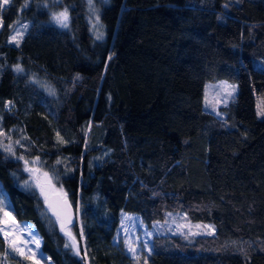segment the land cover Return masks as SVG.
Masks as SVG:
<instances>
[{"label":"trees","instance_id":"16d2710c","mask_svg":"<svg viewBox=\"0 0 264 264\" xmlns=\"http://www.w3.org/2000/svg\"><path fill=\"white\" fill-rule=\"evenodd\" d=\"M27 3L0 14V117L23 136L14 156L0 151V189L52 264H264V118L240 120L236 99L222 116L204 108L208 83L238 84L242 61L264 73V0L99 1L95 28L88 0ZM64 9L68 28L52 19ZM37 157L75 209L79 256L21 187ZM123 212L153 231L151 255H128ZM169 214L216 234L155 232Z\"/></svg>","mask_w":264,"mask_h":264},{"label":"rangeland","instance_id":"374dc122","mask_svg":"<svg viewBox=\"0 0 264 264\" xmlns=\"http://www.w3.org/2000/svg\"><path fill=\"white\" fill-rule=\"evenodd\" d=\"M12 1L13 0H11V2L8 5H4L2 8H0V14L4 11L5 8H7L12 3ZM99 1L106 2L107 0H92L91 6L89 5V0H88V9L92 12L93 28H95V24L97 22V17H98L96 11L94 10L96 9V4ZM0 21H2L1 17H0ZM2 28H3V21L0 30ZM24 30L26 31L24 32ZM17 31H19L22 36V37L20 36L21 38L18 37V39L20 38L19 40V44H20L27 32V27L25 28V25L23 23L18 22L14 26L13 35H15ZM13 45L15 46L16 44ZM241 67H242V74L239 83L234 84L227 81L228 84L234 85L236 90L233 93V96L228 99L226 106H229L230 103L234 101V99H236L239 103L238 116L240 120L244 122H248L256 119H263L264 116H261L258 113L261 110H264V73L258 72L256 70L255 65L249 61H245V60L242 61ZM1 71H2V64L0 62V76H1ZM34 81L40 84L38 80L34 79ZM221 82L224 81L208 83V85L206 86L205 99H204V108L207 111L214 113L215 115H218L217 113H219L218 116L223 115L222 108L226 107L224 103V96L226 95V90L223 87H220ZM0 131L4 132L3 121L1 117H0ZM4 133L5 136H0V151L10 156H14L5 150L6 146L11 145L12 149L16 153L18 147H21L23 144V136H21V134L19 136H15L13 131L9 133L6 132ZM16 141H19V143L17 144ZM31 161H33V159H30L29 164L27 166L25 165L24 167V173L26 174V178L21 184V187L27 190L36 189L37 192H39L42 199L44 200V204H45V197L41 195L40 189L36 187L37 183L44 182L45 179L43 176L44 171L40 167L41 166L40 161H38L35 165H33ZM26 167L38 169V171L29 172L26 170ZM49 176L52 179H51V187L45 185V190L47 194L55 193V192L61 193L60 189L54 184L53 177L51 175ZM26 182L29 185L28 187L25 186ZM0 188H1V184H0ZM0 197H3L1 189H0ZM4 203L6 206L5 199H4ZM5 210L9 211L11 215L15 218L16 225L0 224V228H5V227L8 229L15 228L16 231L14 235L18 236L19 240L22 241L31 240V235L29 233L37 235L40 239L39 247L37 248V246L34 243H28L27 245L24 246L25 256H29V257L32 256V253L27 251L28 248H31L35 253V260L38 261L39 264H52L51 260H49V258H47L41 250L42 239L35 230V228L31 224L18 221L15 215L6 207ZM46 210L51 215L49 210L48 209ZM2 217H3V213L0 212V218ZM125 217H130V219H125ZM197 225H199L200 227H197ZM153 228L155 232L161 234L183 233L184 235H190L196 237L199 236L210 237L216 234L215 225L207 224V223H195L189 219L188 215L185 214H169L166 221L156 223ZM21 229H27L28 231L21 232ZM149 233H151V236H149ZM194 233H200V234H194ZM153 234H154L153 231L144 224L140 216L136 214H130L124 212L121 214V223L118 230V238L124 242L128 255L130 257L138 258L140 254H144L146 257V255L149 254V250L152 251ZM0 236L3 238L6 244L7 255L8 256L11 255L9 259L6 258L4 264H33V259L31 258L25 259V256H21L19 253L13 250V246L10 243V240L12 239L11 236L8 239H5L2 232H0ZM125 240H127L128 243H130L132 247L136 249L135 254L128 251V244L125 243ZM145 242H147L148 244L147 248L144 247Z\"/></svg>","mask_w":264,"mask_h":264},{"label":"snow or ice","instance_id":"6c2138e0","mask_svg":"<svg viewBox=\"0 0 264 264\" xmlns=\"http://www.w3.org/2000/svg\"><path fill=\"white\" fill-rule=\"evenodd\" d=\"M11 2V0H2V3H0V8H2L4 5H8L9 3ZM89 5L91 6L92 5V0H89ZM28 6V3H27V0H25V4H24V7L26 8ZM227 7V6H226ZM52 19L62 28H68L69 27V16H68V9H64L63 11L59 12V13H54L53 16H52ZM97 20H98V17H97ZM0 27H2V21H0ZM10 27H12L10 25ZM25 27H27L25 25ZM21 36V33L19 31L16 32L15 35L11 36L10 37V42H13V43H16L17 46H19V39L18 37ZM111 57H109L110 59ZM15 70L17 72H22L23 69L19 66V65H16L15 67ZM77 79H79V77H77ZM220 87H223L225 90H226V95L224 96V103H225V106L227 105V101L229 98H231L233 96V93L235 92L236 88L234 85H230L228 84L227 81H224V82H221V86ZM11 104V102H9V105ZM219 115V113H217ZM259 115L261 116H264V110H261L259 113ZM0 136H5V133L0 131ZM16 143L18 144L19 141H16ZM6 151H8L9 153H11L12 155H15V152L14 150L12 149L11 145H8L6 146ZM17 159L19 160H23L24 157L23 156H17L16 157ZM39 161V157H37L35 160L31 161V163L33 165H35L37 162ZM57 163H60V161H57ZM29 164V161L25 160V165L27 166ZM26 170L29 171V172H33V171H38V169H33V168H29V167H26ZM43 176H44V182L43 183H37L36 184V187H38L40 189V192H41V195H43L45 197V202L47 203L48 202V195H47V192L45 190V185H47L48 187H51V177L49 176V174L47 172H44L43 173ZM26 187H28L29 185L25 184ZM61 193H62V198H63V207H70V205L68 204L67 202V199H66V196L67 194L66 193H63V189L61 188L60 189ZM51 207V205H49ZM5 203H4V199L3 197H0V212L3 213V217L0 218V224H3V225H8V224H11V225H16V220L15 218L11 215V213L9 211H6L5 210ZM54 215H57V219L59 220V214L54 212ZM125 219H130V217H125ZM68 223H71V221L69 220ZM122 227H123V224H122ZM197 227H200L199 225H197ZM205 227H208V226H205ZM16 229L15 228H12V229H8V228H0V232L3 233L5 239H8L10 236L12 237V239L10 240V243L11 245L13 246V250L16 251L17 253H19L21 256H25V245H27L28 243H34L37 248L39 247V244H40V239L37 235H34V234H31V240L30 241H22V240H19V237L18 236H15L14 233H15ZM25 231H28L27 229H21V232H25ZM61 231H63L65 233L66 236L69 237V239L72 241L71 244H68L66 243L64 245L65 248H72L74 249L75 251V254L77 256H79V248L76 244V241H75V237L72 235L71 231L67 230L66 227H65V223L62 221L61 222ZM183 235V233H181ZM194 234H200V233H194ZM82 235V233H81ZM149 236H151V233H149ZM185 238H187L185 236ZM125 243L128 244V251L129 252H132L133 254H135L136 252V249L132 247V245L130 243H128L127 240H125ZM19 245V246H17ZM144 247L147 248L148 247V244L147 242H145L144 244ZM28 252L32 253V256L29 257V256H25V259H33V264H39L38 261L35 260V253L33 252V250L31 248H28L27 249ZM149 255H151V250H149Z\"/></svg>","mask_w":264,"mask_h":264},{"label":"water","instance_id":"95a60500","mask_svg":"<svg viewBox=\"0 0 264 264\" xmlns=\"http://www.w3.org/2000/svg\"><path fill=\"white\" fill-rule=\"evenodd\" d=\"M48 202H45L46 208L49 210L51 215L57 219V215H54V212L59 214V226L61 230V222L63 221L65 223V227L67 230H69L75 223L77 222L76 212L70 201L67 199L68 204L70 207H63V198L62 194L55 192V193H48ZM51 205V207L49 206ZM71 221V223H68V221ZM64 233L63 231H61ZM65 234V233H64Z\"/></svg>","mask_w":264,"mask_h":264}]
</instances>
